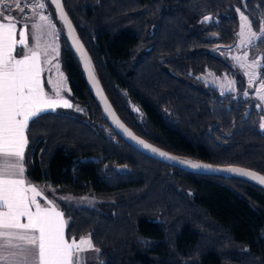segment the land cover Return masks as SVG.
Here are the masks:
<instances>
[{"label": "trees", "instance_id": "16d2710c", "mask_svg": "<svg viewBox=\"0 0 264 264\" xmlns=\"http://www.w3.org/2000/svg\"><path fill=\"white\" fill-rule=\"evenodd\" d=\"M45 1L60 29L58 59L73 107L30 121L25 167L65 214L67 238L90 236L103 264H264V189L188 173L128 145L105 119ZM63 2L107 97L137 135L183 160L264 175L256 101L192 82L233 70L209 49L233 47L235 9L264 19V0ZM205 16L211 20L202 23ZM84 197L95 201L82 204Z\"/></svg>", "mask_w": 264, "mask_h": 264}, {"label": "snow or ice", "instance_id": "6c2138e0", "mask_svg": "<svg viewBox=\"0 0 264 264\" xmlns=\"http://www.w3.org/2000/svg\"><path fill=\"white\" fill-rule=\"evenodd\" d=\"M49 2L55 4L60 17L71 28L60 0ZM29 4L33 14L27 11L26 5ZM45 7L46 4L39 0H0V209H3L0 211V264H74V257L83 250L82 246H87V250L99 251L95 249L90 236L79 241L70 235L66 238L68 222L65 220V214L55 206L42 207L41 202L37 200L41 193L34 186H25L24 160L25 149L29 143L27 133L30 121L35 124L41 113L56 106L73 107V104L61 95L62 91H70L64 87L61 80L49 81L52 84L49 91L54 94V98L45 91L41 80L44 69L40 59V40L45 28L55 27L50 19L51 13L40 14L39 20L45 23H36L35 10H43ZM235 11L240 12L239 9ZM261 15L255 13L253 20H249L248 15L240 12L239 35L247 36V40L242 43L246 42L253 48L264 45V19ZM209 20L211 17L205 16L201 22ZM18 25L22 37L19 42L16 39ZM33 30L35 48L28 46V34ZM17 43L22 46L20 59L13 55ZM25 48L26 52L23 50ZM235 59L241 61L240 67H246L243 63L247 59L246 56ZM256 66L255 60L251 65H247L248 68ZM56 67L59 68V65ZM247 74L251 83L256 73ZM260 88L264 90V83H261ZM259 99L264 101V94H261ZM120 127L123 128V125ZM124 131L132 139H136L126 128ZM138 143L152 152L157 151L144 141ZM159 155L166 154L161 152ZM178 162L194 169L206 167L191 161ZM229 171L264 184V176L238 168ZM22 218H26L27 222H22ZM76 264H79L78 257Z\"/></svg>", "mask_w": 264, "mask_h": 264}, {"label": "rangeland", "instance_id": "374dc122", "mask_svg": "<svg viewBox=\"0 0 264 264\" xmlns=\"http://www.w3.org/2000/svg\"><path fill=\"white\" fill-rule=\"evenodd\" d=\"M33 2H36V0H33ZM39 2L45 3L46 7L43 10L39 8L35 10L34 14L36 16V20L38 21H39L40 14L47 15L48 13H50L49 12L50 10L48 9V5L46 1L39 0ZM26 8L29 14H33L30 4L26 5ZM240 12H239V18H240ZM50 19L51 21L55 22L51 16H50ZM37 23H42V22H37ZM55 23H54L55 27L53 28V31L50 28L49 31L46 30V33H45V38L49 40L48 49L43 51L44 68H45V73L47 76L46 78L51 88L52 84L49 83V81H52V74L53 72L55 73V71L57 70L59 73V80H61L64 84V87L67 90H69V85H68L66 75L62 71L60 64L57 60L58 43L56 41H57V38L59 37L60 29L58 25ZM240 31H241V22H240L239 33ZM246 40H247V36L241 37L239 35L238 40L233 47L214 46L209 49L210 53L222 58L223 60H225L226 62L232 65L233 70L231 72H225L221 75H217L214 72L208 71L204 74L193 76L192 82L195 85H198L204 89L214 90L222 96L233 95L235 98L255 100L257 107L259 108V111L262 112L261 121H260V129L264 131V127H261V125H264V101L259 99V96L261 94H264V90L260 88L261 83H263L260 79V71L262 68H264V45H260L256 48H253L246 42L242 43V41H246ZM53 49H55V51H53ZM45 52L47 53L46 56L44 55ZM245 56L247 57V59L244 60L243 63L246 65V67H240L241 61H237L235 58L245 57ZM253 60L257 62V66L253 68H248L247 65H251L253 63ZM47 61H50V63ZM57 64L59 65V68L56 67ZM248 72L256 73V75L252 77L251 83H250V77L247 74ZM241 78L244 79V81L241 82L242 84L245 85L243 90L240 89L239 83H238V80ZM68 92L69 91H62L61 93L66 94ZM245 93H247V95H245ZM54 109H50L49 111L54 110ZM120 169L124 170L125 167H121ZM80 199L82 201V204H92L95 201V199L90 198V197H84Z\"/></svg>", "mask_w": 264, "mask_h": 264}, {"label": "water", "instance_id": "95a60500", "mask_svg": "<svg viewBox=\"0 0 264 264\" xmlns=\"http://www.w3.org/2000/svg\"><path fill=\"white\" fill-rule=\"evenodd\" d=\"M60 3L63 6L64 13H66L67 21H69L71 24V28H69L68 23L63 18L60 17L59 9L56 8L55 4H52V3H50V4L52 5V7L55 11L56 18L58 19V21L62 24V26L64 28L67 43H68L71 51L73 52L77 62L79 63V65L81 67L84 78H85V80L89 86V89H90L94 99L96 100L98 106L100 107L105 119L109 123V125L128 145H130L133 149H135L136 151H138L139 153L143 154L144 156H146L150 159L164 163L168 166L183 170V171L188 172V173H193V174L202 175V176H223V177H229V178L232 177V178L242 179V180L248 181V182H250L254 185H257V186L261 187L262 189H264V184H260L256 180L250 179L248 177L237 175V174L229 171V169L238 168V169H243L245 171L253 172L257 176H264L261 173H258L256 171H253V170H250L247 168L239 167V166H215V165H211L208 163L191 161L192 163H196V164L206 166V167H202L200 169H194V168H191L190 166H187L185 164H181L178 162V161H187V160L180 159L177 156H175V155H173V154H171L165 150L158 148L157 146H155L151 142H149L146 139L137 135L120 118V116L116 112L115 108L111 104L109 98L107 97V95L103 89L101 82L99 81L98 77L95 74V71L93 69L92 59H91V56L89 54V51L87 50L86 46L84 45L83 41L81 40L80 35H79L72 19L70 18L69 14L67 13L63 0H60ZM117 120L119 121V123H117ZM121 124L123 125V128L120 127ZM124 128H126L129 132H131L136 137V139L135 140L132 139L127 134V132L124 131ZM138 141H144V143L150 145L151 148H154L157 151L152 152L150 149H145L140 143H138ZM161 152L165 153L166 155L165 156L159 155V153H161ZM169 157L171 159H169Z\"/></svg>", "mask_w": 264, "mask_h": 264}, {"label": "crops", "instance_id": "0c3cea01", "mask_svg": "<svg viewBox=\"0 0 264 264\" xmlns=\"http://www.w3.org/2000/svg\"><path fill=\"white\" fill-rule=\"evenodd\" d=\"M37 22H42V21H38V20H36V23ZM53 22V21H52ZM43 23V22H42ZM53 23H55V22H53ZM56 24V23H55ZM49 29L50 28H45V30H44V33H43V35H42V38H41V40H40V49H39V51H40V53H41V56H40V59H41V66H42V68L44 69V71L42 72V74H41V80H42V83H43V86H44V88H45V91L46 92H48V94L50 95V96H53V98H54V94L52 93V92H50L49 91V89H50V86H49V84H48V81H47V76H46V73H45V68H44V60H43V51H45L46 49H48V47H49V40L48 39H46L45 38V33H46V30H48L49 31ZM51 30L53 31V28H51ZM51 31V32H52ZM33 36H34V30L32 31V32H29V34H28V42H29V44H28V46L29 47H32V48H35V41H34V39H33ZM16 39H17V41L19 42L21 39H22V37H21V35H20V28H19V25H18V30H17V35H16ZM52 42H53V40H52ZM57 43H58V57H59V37L57 38V41H56ZM21 48H22V46L19 44V43H17V45H16V49H15V51H14V53H13V55L17 58V59H20V58H22L21 56H20V52H21ZM25 52L27 51V49L25 48V49H23ZM58 57H57V60H58V62H59V59H58ZM59 64H60V62H59ZM61 67V66H60ZM55 76H56V78H55ZM57 80H59V73H58V71L56 70L55 71V73L53 72V74H52V82H55V81H57ZM69 93V92H68ZM68 93H66V94H63V93H61V95L65 98V99H68V97H67V94ZM58 107H63V106H56L55 108H58ZM50 109H48V110H46L45 112H47V111H49ZM44 113V112H43ZM42 114V113H41ZM30 124V123H29ZM26 150H27V147H26V149H25V154H26ZM24 163H25V160H24ZM24 179H25V186L27 187V186H34L40 193H41V195L40 196H37V200L39 201V202H41V205H42V207H53V206H55L56 207V209L57 210H59V207L57 206V204H56V202L53 200V198H51V197H48V195H47V192H48V187L47 186H45V185H38V184H35V183H33V182H31V181H29V179L27 178V175H26V167H25V172H24ZM3 209H0V211H2ZM60 211V210H59ZM22 222H27L26 221V218H22ZM66 238H67V236H66ZM85 239L86 238H88V237H84ZM81 239V238H80ZM80 239H78L77 241H79ZM93 244V243H92ZM82 251H80L78 254H77V256L76 257H74V264H76V261H77V257L79 258V264H103L100 260H99V258H98V253H97V251H94V250H87V246H82Z\"/></svg>", "mask_w": 264, "mask_h": 264}]
</instances>
